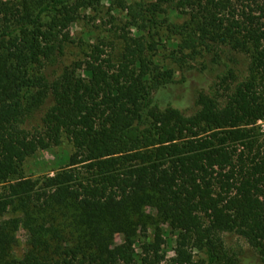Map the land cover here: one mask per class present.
<instances>
[{
    "label": "trees",
    "instance_id": "16d2710c",
    "mask_svg": "<svg viewBox=\"0 0 264 264\" xmlns=\"http://www.w3.org/2000/svg\"><path fill=\"white\" fill-rule=\"evenodd\" d=\"M105 2L133 36L64 65ZM64 138L59 170L21 176ZM155 217L177 237L169 264H249L230 235L264 264V0L0 2V264H164Z\"/></svg>",
    "mask_w": 264,
    "mask_h": 264
},
{
    "label": "rangeland",
    "instance_id": "374dc122",
    "mask_svg": "<svg viewBox=\"0 0 264 264\" xmlns=\"http://www.w3.org/2000/svg\"><path fill=\"white\" fill-rule=\"evenodd\" d=\"M5 0H0V2H4ZM177 23H182L183 19H175ZM126 17L122 12L112 11L110 10L109 2H105L102 7H98L97 9L86 10L81 13L80 19L76 22L75 25L72 26V38L74 39V43L70 44L65 52V56L63 57V64L69 65L76 60L83 59L87 52L91 49V47L101 44L105 42L107 47H104L106 52H116L120 49L121 34H130L133 36L134 30L129 28L126 29V32H122V29L125 25ZM115 47V48H114ZM170 52H166V49H161L159 54L160 60L162 64L166 66L171 65V61L167 60V57ZM192 83V85H194ZM193 90L192 94L195 92V87L192 86ZM182 89L181 86L178 87L176 93H174V99L177 98V102L181 105V108L184 109L187 113H192L194 110V101L191 97V93ZM73 152L72 144L64 138L63 143L60 146L53 148L50 151H39L34 157L27 159L25 163L21 166L20 174L23 177L37 179L46 174H54L57 170L62 167V163L65 160V156L69 153ZM147 213H150L147 210ZM160 228L162 232H164V239L166 241L163 246L164 252L166 253L167 262L164 264H169V261L174 256V248L176 246V234L171 230V228L164 224L161 219L155 217L148 226L147 234L152 236V232L155 228ZM144 233H141V239L144 240ZM17 236V247L16 252L17 255H21L26 248V239L27 232L24 228H20L16 232ZM121 236L116 237V242L120 243L122 241ZM227 243L229 246L234 248V250H239L242 246V250L245 251V256L243 257L247 260L249 264H259L256 261L254 254L248 249L247 245H245L238 236L230 235L227 237ZM195 261L200 264V260L203 257L201 253L195 251Z\"/></svg>",
    "mask_w": 264,
    "mask_h": 264
}]
</instances>
